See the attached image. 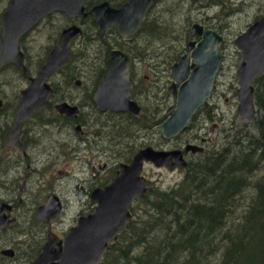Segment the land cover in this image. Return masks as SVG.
I'll return each instance as SVG.
<instances>
[{
	"label": "water",
	"instance_id": "1",
	"mask_svg": "<svg viewBox=\"0 0 264 264\" xmlns=\"http://www.w3.org/2000/svg\"><path fill=\"white\" fill-rule=\"evenodd\" d=\"M88 0H11L0 15V68L15 63L26 72L24 53L19 39L42 17L53 10H64L69 16H81L85 20L94 15V23L101 31L106 26H115L124 39L134 37L142 25V19L155 0H127L115 9L104 2L84 12L83 2ZM206 4L208 0H198ZM81 33L80 26L73 24L61 32L57 43L48 53L36 75L20 93L21 99L13 117V125L7 140V149L18 141L24 122L36 111L47 106L53 90L46 82L53 72L61 70L70 59V44ZM186 53L171 66L172 81L168 90L174 103L167 109L166 118L160 124L164 139H172L183 133L196 113L209 104L217 74L222 63L219 45L223 36L214 28H203L194 23ZM240 54L236 61L238 104L236 113L244 120L256 118L253 82L264 75V13L250 24L234 40ZM130 56L119 48L108 54L106 73L93 94L94 102L101 110L126 111L138 115L141 106L131 98L134 85L130 74ZM2 100L0 99V107ZM60 113L76 116L78 108L67 102L56 106ZM80 125L76 126L79 130ZM212 133L214 135L213 128ZM200 144L187 143L183 148L158 149L152 145L139 148L128 164L121 163L112 182L91 192L97 202L94 212L79 218L77 224L64 239L63 246L52 251L47 245L31 264H100L108 247L132 221L130 208L135 198L147 192V177L142 173L144 162L168 170L186 167L185 154L202 153ZM2 208H0V212ZM11 221L0 213V230ZM49 244V243H47ZM57 259V262L53 260Z\"/></svg>",
	"mask_w": 264,
	"mask_h": 264
},
{
	"label": "flooded vegetation",
	"instance_id": "2",
	"mask_svg": "<svg viewBox=\"0 0 264 264\" xmlns=\"http://www.w3.org/2000/svg\"><path fill=\"white\" fill-rule=\"evenodd\" d=\"M4 1L5 5L0 8V15L8 8L11 0ZM126 1L127 0H88L83 2L82 5L84 7V12H89L94 6L104 2L108 3L110 7L118 9ZM164 1L165 0H155L146 14L148 11H152L154 7L161 5ZM197 2L202 6L208 4V2L206 4H200L198 0ZM146 14L142 19V23ZM261 16L262 15H260V17ZM57 18L58 20L62 18L65 22L49 34L47 38H51L50 43L45 46L46 48L43 55H39L35 58L37 63L36 66L34 64L32 65L31 61L33 58H31L30 49L25 43L26 39L30 33L39 28L42 24L44 27L46 24H50V28L56 26ZM255 20H253V22ZM194 23L202 25V22L199 23L195 21L190 27L188 26L189 39L186 43V50L190 40H200V38L190 36V29ZM73 24L80 26L81 33L76 36L70 44L71 52L68 63L61 70L53 72L46 79V82L53 88L48 98L47 106L34 112L24 122L17 143L11 149H7V140L12 129L15 110L21 99V91L28 86L30 78L36 75L48 53L57 43L63 29ZM202 26L204 29L214 28ZM139 30L132 39L126 40L118 34L115 26H106L104 30L101 31L99 26L94 23V15L92 14H89L85 20H82L81 16H69L64 10H53L42 17L19 39L20 47L24 53L26 72L20 70L15 63H8L0 68L1 74L5 67L13 66V68H16V73L19 72L17 74L25 81L24 84L27 85L23 89L20 88L18 94H15L16 99L13 101L17 103V105L13 104L10 106L11 110L9 114L12 116V119L10 121L2 120L0 123V208H2L0 213L3 217L5 216L11 221L10 225L0 230V264H31L42 253L45 245L52 251H56L60 246H63L66 235L77 224L79 218L94 212L97 202L91 199V192L96 188H103L111 183L120 164H128L134 153L139 148L147 145H138L131 142L133 141V137L131 136L127 140H116L110 147H105V137L100 136L103 133L97 132L93 127L94 123H105L108 125L107 122H105L106 120H116L117 117H120L119 114L122 112L133 114L126 111H114L110 109L101 110L94 102L93 94L101 78L106 73L110 50L119 48L130 56L129 51H132V47L135 44H133V40L137 37ZM1 32L0 29V35ZM81 43L84 45L89 43L92 48H94L93 54H91L88 61L85 62L87 57L78 59L80 60L79 63H84L83 67H79L78 60H75L78 58L79 54H82L81 51L83 50L80 47ZM131 44V47L128 46ZM184 53H186V51ZM130 60V74L135 84L138 76L137 67L134 62L135 60H132L131 56ZM34 67L35 72H30V69ZM97 78L98 81H96ZM89 81L91 83L90 86H88L87 83ZM168 86L167 91L170 94ZM71 88L79 90L80 92L71 93ZM140 92H142V90ZM131 98L137 101V97L131 96ZM0 99L2 100L0 117L7 118L9 115L5 108L6 104L3 94H0ZM62 102L77 106L78 111L76 116L60 113L56 109V106ZM138 104L140 105L139 102ZM171 105H169L167 109ZM208 105L202 107V109L204 108V111H208ZM101 120L105 121L103 122ZM251 121L253 120L246 122L250 124ZM8 122L10 124H8ZM220 124L221 123H213L209 127L211 133V128H213L214 135L212 133V140L214 141L217 140L216 136L218 135ZM77 125L81 127L79 130L76 129ZM83 127H85L87 131L84 130ZM91 128H93V131H90ZM65 132H68V134L65 135ZM71 133L76 135V139H78L77 145L74 144L72 136H70ZM207 135L208 133H205V135L199 139V143L203 146L204 150L205 145L209 141ZM44 139H48V147L53 148V151L48 152L49 156L52 155L54 157L57 153L60 155L61 152L64 151L62 150L64 147L61 145H59L61 150L58 151V146L55 145L58 139H61L66 145V148L70 150V152L64 151L66 156L73 151H75V153H80L79 151L85 152L86 160L84 159L85 162L81 165L83 171L82 176L76 180H73L70 174H65L58 178L50 177L48 175L50 171L49 167L44 168V159L35 158V156L31 155L29 149L31 147L30 145L38 144ZM188 143L190 142L188 141ZM19 149L21 150L19 151ZM93 149L97 150L102 157L106 158V162L99 164V169L101 171L98 170L95 164L89 159V157L94 154ZM89 151H92L90 155ZM191 154V152L186 153L185 159L187 160V156ZM36 156L39 157V155ZM52 156H50L51 159H53ZM11 159L14 160L10 161ZM113 160L114 163H112ZM144 167L145 166H143V168ZM184 168L175 170H182ZM142 173L144 174V171H142ZM146 186L148 192V178ZM147 192L145 194H147ZM144 195L139 197H143ZM139 197L133 200L130 208L132 220L134 216H136L133 206ZM73 207L75 208L74 210ZM57 261V259L53 260V262ZM45 264L50 263L47 262Z\"/></svg>",
	"mask_w": 264,
	"mask_h": 264
},
{
	"label": "trees",
	"instance_id": "3",
	"mask_svg": "<svg viewBox=\"0 0 264 264\" xmlns=\"http://www.w3.org/2000/svg\"><path fill=\"white\" fill-rule=\"evenodd\" d=\"M189 4L205 7L223 3L209 0L202 6L197 0H189ZM173 22L171 17L165 20L148 11L137 34L146 35L148 41L141 45L133 40L132 48L138 45L142 50L129 51L132 60L144 57L147 42L162 41L166 33L170 35ZM188 26L184 36L169 38L165 51L154 50L168 69L186 51ZM178 41L181 45L175 47ZM253 85L256 118L233 131L223 148H205L188 158L175 186L149 187L146 196L139 197L133 206L136 216L109 246L100 264H264V75ZM137 87L135 82L133 97L138 95ZM168 96L164 89L151 114L150 128L158 127L160 137L159 126L166 118L160 114ZM141 107V114L122 112L112 122L121 141L132 136L135 143L137 132L147 128L149 117L144 114L146 107Z\"/></svg>",
	"mask_w": 264,
	"mask_h": 264
},
{
	"label": "rangeland",
	"instance_id": "4",
	"mask_svg": "<svg viewBox=\"0 0 264 264\" xmlns=\"http://www.w3.org/2000/svg\"><path fill=\"white\" fill-rule=\"evenodd\" d=\"M222 3L223 4L221 5L209 4L205 7H196L195 5L191 6L189 4V0H165L161 3V5L154 7L152 10V15H156L158 18H164L165 20L171 17L173 18V23L175 24L171 25V34L167 36L166 33L162 41L154 40L152 43L147 42L148 46L143 50L144 57L135 59L134 61L138 72L136 85L139 84L137 87V101L141 106L146 107L144 114L146 117H149V120L147 121L148 124L146 123L147 128H145V131L141 130L137 132L138 135L136 136V144L152 145L158 149L180 148L188 143V141L190 143H199L200 137H203L205 133H208L207 137L209 138V141L205 145V148L213 147L215 149H221L226 145L225 142L232 139L230 135L233 131L242 125H244L243 127L248 125L246 122L247 120L242 119L236 113L238 104L236 95V90L238 88L236 61L240 52L234 40L237 35L242 33L248 25L253 22L256 16L262 15L264 12V0H222ZM3 5H5V1L0 0V8H2ZM56 20V26L50 28V24H46L45 27L42 24L39 28L30 33L26 39L25 43L30 49L31 58H33L31 61L32 65L34 64L36 66L37 63L35 58L39 55H43L46 48L45 46L50 43L51 38H47L49 34L65 22L62 18L59 20L57 18ZM195 21L199 23L202 22V25L204 26H214L215 29L217 28L216 30L223 35L224 40L219 47L221 54L223 55L222 66L217 74L212 96L209 99V105L207 107L208 111H198L193 120L194 124L186 131L184 130L185 132L181 135L172 139H164L160 137L158 127L150 128L152 120L151 114L154 112L153 110L157 104L156 101H158V97H161L164 89L167 90V86L170 85L172 78L170 69H168L166 63L162 61L163 58L158 59L160 56H157V53L154 50L165 51L163 47H166L171 42V39L169 38L175 36L176 34H182L181 37L184 36L186 27L188 25L190 27V25ZM135 40L136 43H141V45L145 44L144 41H148L146 35L143 37L142 35H139L135 38ZM180 45L181 42L178 41L176 42L175 47H179ZM128 46L131 47L132 44ZM135 46L136 47L132 48V51L139 53L142 48L138 47V45ZM80 47L83 51H81L82 54H79L76 60L87 57L85 59L86 62L90 59L91 54H93L94 48H92L89 43L86 45L81 43ZM79 61L80 60H78V66L83 67L84 63H79ZM153 63L155 69L152 68ZM30 72H35V67L30 69ZM24 83L25 81L23 78L16 73V70H14L12 66L5 67L0 74V94H3L5 98V108L7 109L8 115L11 110L10 106L13 104L17 105V103H14L16 99L15 94H18L20 88L23 89L27 86ZM87 83L88 86H90V81ZM234 86L236 87L235 92ZM141 90L142 92H140ZM70 91L71 93L80 92L74 88H71ZM168 98L169 101L165 108L161 111L160 116L166 115L167 107L174 103L172 95L169 94ZM11 119L12 116L10 115L7 118L0 117V123L2 120L10 121ZM122 119L125 120L123 117ZM101 121L104 122L105 120ZM113 121L116 120H106L105 122H107L108 125L105 123V125L103 123L93 124V127L97 130V132L103 133L100 136L105 137V147H110L120 136L117 131L119 130L118 127L112 125ZM213 123H221L218 135L216 136V141L212 140V133L209 131V127ZM8 124L10 123L8 122ZM142 124L143 123H141V125ZM83 128L87 131L85 127ZM133 128H135V126L132 127L131 130ZM90 131H93V128H91ZM107 131H111L112 134H108ZM64 134L67 135L68 132H65ZM70 136H72L74 144L77 145L78 139H76V135L71 133ZM47 140L44 139L38 144H32L29 149L32 156L44 159V168L49 167L50 170L48 175L50 177L58 178L59 176L70 174L73 180L81 177L83 173L81 165L86 160V153L81 151H79L80 153H75V151H73L72 153H68L66 156L64 151L70 152V150L66 148V145L61 141V139H58L55 145L58 146V151L61 150L59 145L64 147L62 149L64 151H62L60 155L57 153L54 157L50 155L53 157V159H51L48 152L53 151V148L48 147ZM20 150L21 149H19V151ZM93 151L94 154L89 157V159L93 164H95L96 168L100 170L99 164L106 162V158L102 157L97 150L93 149ZM91 153L92 151H89V155ZM36 155H39V157ZM191 156L196 155H188L187 159ZM12 160L14 159H11L10 161ZM112 163H114V160ZM144 166L143 171L149 179V187L167 189L168 187L175 186L183 176V171L181 170L171 171L164 167H157L152 162H144ZM74 209L75 208L73 207V210ZM133 241L136 243L137 240L135 237Z\"/></svg>",
	"mask_w": 264,
	"mask_h": 264
},
{
	"label": "bare ground",
	"instance_id": "5",
	"mask_svg": "<svg viewBox=\"0 0 264 264\" xmlns=\"http://www.w3.org/2000/svg\"><path fill=\"white\" fill-rule=\"evenodd\" d=\"M132 96V95H131ZM141 114V113H140ZM187 129V128H186ZM174 140V139H173ZM187 161V160H186ZM188 164V163H187ZM146 196V195H145Z\"/></svg>",
	"mask_w": 264,
	"mask_h": 264
}]
</instances>
